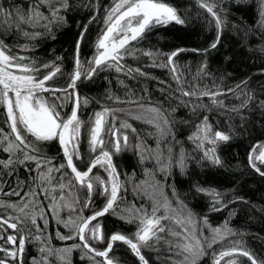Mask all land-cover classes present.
I'll list each match as a JSON object with an SVG mask.
<instances>
[{
  "label": "snow or ice",
  "instance_id": "1",
  "mask_svg": "<svg viewBox=\"0 0 264 264\" xmlns=\"http://www.w3.org/2000/svg\"><path fill=\"white\" fill-rule=\"evenodd\" d=\"M194 2L193 12L191 7H181L180 0L177 4L112 0L101 13L99 0H26L27 7L16 0H0L4 36L0 39V155L7 156L0 159V196L17 198L0 199L4 210L0 213V264H53V260L73 264L74 251L79 253V264H120L115 256L120 246H126L134 264H150L153 253L151 264H264V258H258L243 240L249 233L229 226L236 207L217 226L209 220L211 214L233 205L258 207L261 212L264 205H253L239 195V180L236 187L221 190L188 173L190 163L201 170L205 165L217 170L239 168L221 155L222 146L230 148L239 142L245 153L241 177L250 172L264 181V69L229 84L235 77L223 67L238 58L246 63L255 53L264 64V0ZM250 11L257 17L255 26L245 19ZM85 12L90 13L86 22L74 19ZM202 13L207 19H201ZM69 17L77 29L74 70L67 87L61 88L56 78L63 74L60 65L65 57L44 61L19 53L34 52L36 41L54 40L56 31L68 26ZM169 25L191 27L197 34L206 29L210 35L195 48L177 44L164 51L150 37L155 29ZM253 35L259 40L255 46L250 45ZM9 37L11 44L5 42ZM20 39L24 42L19 43ZM89 44L92 56L82 62L81 48ZM141 44L146 46H135ZM189 53L199 57L194 71L190 63H179ZM217 56L223 71L212 70L210 58ZM142 57L148 61L143 68L167 70L172 83L125 63ZM101 72L117 74L115 83L124 90L123 96L108 89L104 98L115 106L95 100L101 110L81 119L78 112L94 98L81 97L77 82H91ZM254 76L259 82L252 88ZM141 77L160 85L154 90L159 93L156 99ZM128 80L140 86L132 87ZM181 108L190 119L175 118ZM129 120L153 131L133 127ZM184 130L189 134L181 140ZM129 133L135 143H130ZM149 137L155 139V148L147 144ZM129 151L151 182L136 183L135 172L129 175L118 168L114 157ZM149 161L151 169L145 167ZM175 168L190 179L185 197L200 198L207 211L197 213L180 198ZM20 169L26 179L20 178ZM157 173L162 180L155 179ZM5 176H15V181L9 183ZM129 184L133 199L141 201L139 207L127 200ZM65 208L67 218L62 215ZM50 217L57 225L55 236ZM110 217L115 218L111 226ZM116 222L134 224L135 231L125 232ZM53 239L71 243L57 248Z\"/></svg>",
  "mask_w": 264,
  "mask_h": 264
},
{
  "label": "trees",
  "instance_id": "2",
  "mask_svg": "<svg viewBox=\"0 0 264 264\" xmlns=\"http://www.w3.org/2000/svg\"><path fill=\"white\" fill-rule=\"evenodd\" d=\"M95 2V0H93ZM165 2H172L173 4H177V0H165ZM17 4H21L24 7H27L26 0H16ZM112 3V0H99L100 4V10L101 13L103 12V9L108 7ZM180 6L181 7H191L193 9V12L195 11V2L194 0H180ZM227 7V5H225ZM90 15V13H82L75 16V20H80L82 22H86L87 17ZM73 17H69L68 26L61 28L60 30L56 31V38L53 39H45L42 42L36 41V48L35 51L32 53H24L21 51L19 54L21 55H34L44 61L54 60L56 56H63L65 57L63 63L60 65L62 68L63 74H58L57 76V87H67V84L69 82V75L74 70L73 65V42L76 36L77 29L75 27ZM201 19H207V14L202 13ZM246 21L252 25L255 26V21L257 19L255 12L250 11L248 15L245 16ZM3 22L0 21V27H2ZM91 31L93 32V39L95 35V25L91 26ZM210 33L203 29L199 31V34H197L196 31L192 30L191 27L184 28L180 25H169L166 28H158L155 29L150 37L151 43L154 45H158L160 48H162L164 51H168L169 47L171 45H180L182 47L187 48H195L198 45L203 44L205 39L209 37ZM4 36L2 33H0V39H3ZM6 43L11 44L13 42V38L9 37L5 41ZM19 43H23L24 41L20 39L18 41ZM259 43V40L257 38V35H253L250 38V45L255 46ZM137 47H145L146 45H135ZM93 53L92 45L89 44L87 46H82L81 48V60L87 58H91ZM199 57L195 56L194 54H185L182 56L179 63L181 65H184L185 63H190L192 65V68L190 71L195 70V65L198 62ZM262 57L255 53L251 57L247 59L246 63H240L239 58L235 63H233L231 66H223L227 68V71L232 73V76L235 77V79L229 80V84H234L239 82L240 79L244 78L246 75H253L259 73L262 69H264V64L261 63ZM220 58L217 57H211L210 58V64L213 71H216L217 68H221L223 71V67L220 65ZM254 61V63H253ZM126 64H128L131 67H141L142 71L148 72L150 75H153L160 80H165L168 83H172L171 80L168 78V72L164 69L159 68H143L142 65L148 63L147 58L142 57L139 61H133L132 59H127L125 61ZM186 74H188L186 72ZM219 74V73H218ZM116 73L115 72H101L97 76L94 77L93 81H84V83L77 82V88L81 95V97L87 96L90 98H94L93 102L90 103L88 108L84 109L82 108L78 115H81V119H87L88 116L92 114L93 111H100L101 108L99 105L95 103V100L100 101V105L108 104L109 107H114L115 105L111 104L110 102H107L104 98V94L108 89H111L116 94L123 96V89L118 88L116 85ZM107 77V79H105ZM122 79H124L123 76H121ZM142 83H146L148 85L149 91L152 93L153 99H156L159 96L158 92H155L154 90L157 87H160L156 83V81L151 80H144V78H139ZM111 81V84L109 83ZM207 83H211L210 81H205ZM259 81L255 78L252 82H250L251 87L255 88L256 84ZM127 83L132 87H139L140 85L136 84L132 80H128ZM174 86V85H173ZM207 102V101H205ZM236 102V101H233ZM0 118H2V113H0ZM175 118L177 120L180 119H190V116L187 113V110L185 109H178L175 113ZM212 119V117H210ZM129 123L133 125V127H137L138 129L143 128L146 132L147 131H153V128L151 126L144 125L140 121H133L129 120ZM3 126V125H0ZM117 127L119 125L117 124ZM5 131H7V128H5ZM189 133L187 130L183 131V134L179 136L181 140L185 139V136ZM260 130L257 129L256 136L260 137ZM129 140L130 143H135L134 138L129 133ZM147 144L151 146L152 148H155V139L154 138H147ZM248 143V142H246ZM251 143H255V140L251 141ZM84 147H86V142L84 144ZM184 147L191 151V146L188 143H185ZM83 150V149H82ZM178 151V148H177ZM53 155L55 152L53 151ZM221 155L224 157L227 161H230L232 165H239V168H229L227 170L225 169H208L207 165H205L204 169L201 170L199 167L193 165L190 163L188 173L189 177L194 178L195 180L204 182L208 181L213 186L220 188L221 190L225 188H232L236 187V181L239 180V195L244 196L245 199H247L251 204L253 205H264V181H261L257 176H254L252 173H247L245 176L241 177L240 171L243 170V161L245 157V153L243 149L239 146V142L237 144H234L230 148H225L222 146L221 148ZM7 156L0 155V159H6ZM114 160L116 161L118 168L127 171L129 175H132L133 172H135V182L139 183L140 181L148 180L151 182V177H146L139 164L137 163V157L134 155L133 152L129 151L126 153H122L119 156H115ZM152 162H146L145 167L151 169L152 168ZM20 178L26 179L24 175L23 169H20ZM173 175L176 177V190L178 193H180V198L185 201V203L188 204L190 208L193 209V211L200 213L207 211V209L203 206V201L200 198L193 199L191 196L185 197L184 193H186L189 189V183L190 179L189 177H184L179 174V168H175L173 170ZM121 180L124 179V176L121 175ZM155 179L162 180V174L157 173ZM5 180H7L9 183H12L15 181V176H12L11 178H8L5 176ZM169 184L172 183V180L169 179ZM129 192L127 196V200L131 203H134L137 207L140 206V199L136 198L133 199V194L131 191V184H129ZM7 191V189H6ZM59 189H57V193L59 194ZM165 193L169 196L171 199V190L165 189ZM67 196V193H65ZM0 199L4 200H15L16 197H6V196H0ZM123 206V205H122ZM231 207H236L238 209L237 214L231 218L230 221V227L249 233V235H246L243 237L244 242L246 245L257 254L258 258H264L262 254H264V212H261L259 208H251L246 209L244 205H233L230 206L229 209L223 210L218 213H213L209 216L210 222L213 223V226H217L225 219L228 218V212L231 210ZM4 210L0 209V213H2ZM48 211H51L50 209ZM67 212L68 209L65 208L62 215H64V218H67ZM115 220L114 217H110L107 221L109 226L113 223ZM116 226L121 228V230L125 232H132L135 231V225H126L123 222H116ZM57 228V225L55 223V220L50 217V231L52 232L53 236H55V230ZM62 233L66 234L67 230L63 229V226H59ZM233 239H241L240 237H233ZM53 245L57 248L63 247L66 244H70L71 241L67 242H58L57 240L53 239L52 241ZM30 251L33 252V255H35V250L30 249ZM112 254H110L111 256ZM115 256L120 258V264H134V258L132 255L126 250V246H120L115 250ZM156 254L153 253L150 259V264L153 259H155ZM161 259H164V250H161L160 253ZM28 260L31 259V257L27 258ZM73 264H79L80 258L78 252H73L72 254ZM53 264H56L55 260H53ZM203 264V262H201Z\"/></svg>",
  "mask_w": 264,
  "mask_h": 264
},
{
  "label": "rangeland",
  "instance_id": "3",
  "mask_svg": "<svg viewBox=\"0 0 264 264\" xmlns=\"http://www.w3.org/2000/svg\"><path fill=\"white\" fill-rule=\"evenodd\" d=\"M95 171H96V170L94 169V173H95ZM101 174H103V173L101 172Z\"/></svg>",
  "mask_w": 264,
  "mask_h": 264
}]
</instances>
